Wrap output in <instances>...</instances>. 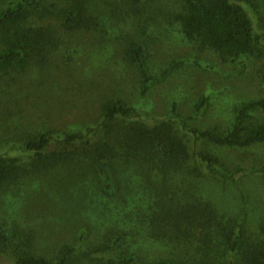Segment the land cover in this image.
Listing matches in <instances>:
<instances>
[{"label": "trees", "instance_id": "trees-1", "mask_svg": "<svg viewBox=\"0 0 264 264\" xmlns=\"http://www.w3.org/2000/svg\"><path fill=\"white\" fill-rule=\"evenodd\" d=\"M182 1V9L169 16L200 49L213 50L223 61L254 52L251 20L241 4L246 2L256 9L253 0ZM103 15L94 0H17L0 9V73L42 66L58 47L61 31L98 30ZM123 53L137 71L142 94L151 80L165 79L177 66L170 63L157 75L151 74L145 46L134 37ZM205 102L204 96L198 99L194 107L197 113ZM99 108L100 119L92 127L69 131L31 127L21 131L18 145L10 146L18 149V154L0 150V194L18 181L45 177L58 168L69 170L67 177L74 187L87 177L94 182L95 195L98 191L110 199L119 198L123 190L127 195L146 189L151 202L137 209L136 216L144 224L136 226L133 236L141 230L148 240L144 245L153 241L167 249L144 260L134 247H122L127 234L118 228L99 232L105 239L84 245L94 230L85 223L78 235L79 245L63 244L50 258L32 249L33 233L15 225L10 235L0 220V264H84L81 260L94 264H220L217 242L224 244L231 256L224 264H264V240L247 234L243 215L237 219L221 214L200 192L199 185L210 179L208 173L212 179L225 181L243 169L228 168L210 151L195 149L186 137L218 147L263 142L264 123L254 119L252 112L264 114V95L241 101L224 130L217 124L200 128L183 120L187 130L181 134L171 119L148 122L137 118L135 109L119 98H106ZM138 171L142 176L134 190L132 177ZM90 198V208L96 212L99 202Z\"/></svg>", "mask_w": 264, "mask_h": 264}, {"label": "rangeland", "instance_id": "rangeland-1", "mask_svg": "<svg viewBox=\"0 0 264 264\" xmlns=\"http://www.w3.org/2000/svg\"><path fill=\"white\" fill-rule=\"evenodd\" d=\"M16 1L0 0V9ZM132 2L94 0L95 6L105 12L98 30L61 31L58 47L42 66L0 73L2 152L18 154L19 150L10 146L18 145V136L25 129L52 127L69 131L94 126L100 119V103L106 98L123 100L135 109L137 118L148 122L171 119L181 134L187 130L183 120L200 128L217 124L224 130L241 101L264 95V0H253L256 9L241 3L251 20L256 49L226 61L211 49H200L170 18L169 13L182 9V0ZM133 37L145 46L151 74L157 75L170 63L177 65L165 79L151 80L145 94L141 92L137 71L123 53ZM201 96L206 102L197 113L194 107ZM252 114L264 123V114ZM186 137L195 149L210 151L228 168L243 169L225 181L212 179L208 173L210 179L199 185L200 192L221 214L237 219L243 215L247 234L264 240V141L248 147H218ZM197 163L207 172L203 164ZM217 168L222 169L220 165ZM68 171L58 168L45 177L18 181L0 194V220L10 235L15 225L33 233L32 249L50 258L63 244L78 246V235L85 223L94 230L84 245L103 240L99 232L118 228L127 234L122 247H134L144 260L167 249L153 241L144 245L148 240L141 230L133 236V231L144 224L136 216L137 209L151 202L150 195L144 192L147 190L135 186L142 176L139 171L132 177L134 190L138 191L126 195L123 190L116 199L106 198L98 191L95 195L94 182L87 177L74 187ZM89 196L99 202L96 212L90 208ZM215 249L220 251L218 263L231 258L224 244L217 242Z\"/></svg>", "mask_w": 264, "mask_h": 264}]
</instances>
